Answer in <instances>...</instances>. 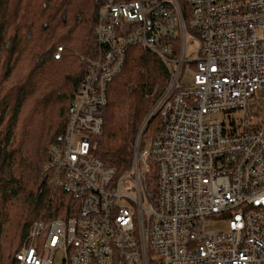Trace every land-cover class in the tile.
Masks as SVG:
<instances>
[{"label": "built area", "instance_id": "obj_1", "mask_svg": "<svg viewBox=\"0 0 264 264\" xmlns=\"http://www.w3.org/2000/svg\"><path fill=\"white\" fill-rule=\"evenodd\" d=\"M93 34L45 167L77 212L34 223L16 264H264V0H105ZM132 46L168 80L116 176L91 148Z\"/></svg>", "mask_w": 264, "mask_h": 264}, {"label": "trees", "instance_id": "obj_2", "mask_svg": "<svg viewBox=\"0 0 264 264\" xmlns=\"http://www.w3.org/2000/svg\"><path fill=\"white\" fill-rule=\"evenodd\" d=\"M104 2L0 0V264H16L34 223L77 212L76 203L52 187L45 167L49 147L62 140L88 61L97 56L93 33ZM58 47L62 52L54 59ZM167 80L156 54L132 46L107 85L103 128L91 150L116 176L128 170L134 138ZM157 125L151 119L142 139ZM146 183L153 193V169Z\"/></svg>", "mask_w": 264, "mask_h": 264}, {"label": "rangeland", "instance_id": "obj_3", "mask_svg": "<svg viewBox=\"0 0 264 264\" xmlns=\"http://www.w3.org/2000/svg\"><path fill=\"white\" fill-rule=\"evenodd\" d=\"M214 118H217V119H219L220 118V116L219 115H217L216 117H214ZM143 148H145V149H147L148 148V146L147 145H145ZM221 226H222V224L221 223H217L216 224V226H211V228H214V229H221Z\"/></svg>", "mask_w": 264, "mask_h": 264}, {"label": "water", "instance_id": "obj_4", "mask_svg": "<svg viewBox=\"0 0 264 264\" xmlns=\"http://www.w3.org/2000/svg\"><path fill=\"white\" fill-rule=\"evenodd\" d=\"M150 119H151V118H150ZM150 119H149V120H150ZM149 120H148V122H149Z\"/></svg>", "mask_w": 264, "mask_h": 264}]
</instances>
